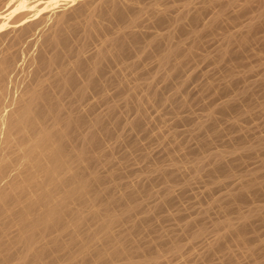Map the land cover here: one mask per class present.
<instances>
[{
	"label": "bare ground",
	"instance_id": "obj_1",
	"mask_svg": "<svg viewBox=\"0 0 264 264\" xmlns=\"http://www.w3.org/2000/svg\"><path fill=\"white\" fill-rule=\"evenodd\" d=\"M180 1L0 0V264H163L166 253L184 256L199 240L202 252L177 264H264L255 224L264 220V203H256L264 157L244 169L264 154V133L251 124L255 113L264 116V99L249 81V59L264 65V0ZM215 7L205 20L202 12ZM207 33L221 38L201 52ZM199 59L227 77L223 85L207 78L202 89L229 95L200 117L177 114L194 120L196 145L183 150L178 131L152 132L167 117H152L150 107L160 100L173 113L188 109V64ZM254 83L264 93V77ZM116 96L135 111L131 118ZM124 121L132 132L119 131ZM141 134L161 139L163 154L154 156ZM136 150L145 175L133 180L125 173ZM204 176L208 205L186 213L181 197ZM212 208L219 214L209 226Z\"/></svg>",
	"mask_w": 264,
	"mask_h": 264
},
{
	"label": "rangeland",
	"instance_id": "obj_2",
	"mask_svg": "<svg viewBox=\"0 0 264 264\" xmlns=\"http://www.w3.org/2000/svg\"><path fill=\"white\" fill-rule=\"evenodd\" d=\"M151 0H145V2H150ZM181 0L180 2H182ZM200 5V4H198ZM255 6L257 7V3H255ZM219 7L211 8L207 11L202 12L203 18L206 20L212 16L214 11H216ZM264 34V29L262 28L259 32V35ZM188 34L183 33L182 37H187ZM204 38V44L203 47H200L201 52H205L208 50H213L216 45L219 43V39L221 38L220 34H211L207 33V35ZM251 63L256 67V71L250 74L249 81L252 82V88L256 91L258 100L264 99V93L261 92L260 88L257 86V84L254 83L255 80L264 77V65L262 62L256 59V57H251L249 59ZM188 73H191V78L189 79L188 83L186 84V91L190 92L192 94V103L188 109L186 108H178L176 113H173V111L170 109V105L168 103H165L164 101L156 100L150 107V113L152 117H158V115L161 112H165V115L167 117V121L161 124H155L153 125L152 132H156L159 129H163L164 135L167 136L172 130L178 131L177 139H181L183 141L182 148L183 150H188L190 147H193L196 145V139L194 138L193 133L195 134V131H190V129L194 126V120H183L178 121L177 120V114L178 115H192L196 117H200L204 115L207 111L206 104L210 103V107L215 106L220 101L224 100L228 97V93H206V90L202 89L201 84L206 80L207 78H210L216 83L222 84L226 82L227 77L224 76V69L220 65H218L215 62L207 61L204 59H199L196 62H192L191 64H188ZM177 79V77H175ZM174 78V79H175ZM157 85L158 86H164L165 80L163 78L157 79ZM233 91V89H231ZM164 91L166 95H169L173 93L174 87L173 86H167L164 88ZM139 93H144V90H140ZM117 99L119 105L118 110L122 113L123 117L131 118L134 114V110H127L126 104L119 99L118 96L114 98ZM106 106L100 105L98 106V111H105ZM251 124L257 125V130H262L264 133V116L263 113H255L252 117ZM119 131H124L125 134H128L129 132H132L127 125L126 121L122 122L119 126ZM117 136L113 135L107 138V143L110 144L112 142L116 141ZM167 138V137H165ZM141 142L145 143L148 147V150L151 151V153L154 156H160L163 154L164 145L162 143V140L157 139H151L149 135H143L141 134ZM221 141L218 140L217 143H220ZM127 144L123 143L119 147L116 148L115 156H119L126 148ZM262 157H264V154H255L252 157L247 158L246 163L244 164V169L248 168H254L256 166H259L262 164ZM144 158L141 156V153L136 150L132 153L129 160H127V168L125 175L129 179H139L145 174L140 170L142 165L144 164ZM168 163V161H165ZM262 169L264 170V166H262ZM217 178H224V175H219ZM238 177L236 176L231 182L227 183L226 185H223L222 187H213L212 195H220L224 191H226L227 188L233 187L236 183ZM211 185V182H209V179L207 176H204L202 180L195 182L191 187H188L183 193L180 203L184 207H187L186 213H194L196 210L203 208L208 205V199L209 195L207 193L208 187ZM161 186L160 183L155 184V189H159ZM181 185H177V191L180 190ZM251 200L242 204L244 208H247L248 205L251 204ZM264 203V192L257 197L256 203ZM171 209H174L172 207ZM236 209L232 210V215H235L236 212H234ZM264 213V212H263ZM219 214L218 208H212L210 210L209 216L206 218L208 225L210 226V218L215 217ZM194 215V214H193ZM185 217V216H184ZM186 218V217H185ZM184 220V218H183ZM255 224L258 226V231L260 233L264 232V220H255ZM163 225H169V222L165 221L163 222ZM215 231H211L208 234V238H212L215 236ZM252 232H249L251 235ZM258 240L255 239L254 243H257ZM204 247V241H196L192 246L186 247V254L184 256H175L171 255V253H166L163 257V264H177L182 259L185 258V256L188 253H195L198 254L202 252ZM233 249L236 253H240L242 251L241 248L233 246ZM222 253V252H220ZM242 258L246 261H248L249 257L246 255H242Z\"/></svg>",
	"mask_w": 264,
	"mask_h": 264
}]
</instances>
